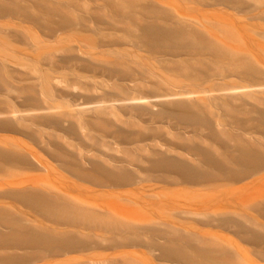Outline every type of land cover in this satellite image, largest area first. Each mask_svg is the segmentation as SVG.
Wrapping results in <instances>:
<instances>
[{
    "label": "bare ground",
    "instance_id": "bare-ground-1",
    "mask_svg": "<svg viewBox=\"0 0 264 264\" xmlns=\"http://www.w3.org/2000/svg\"><path fill=\"white\" fill-rule=\"evenodd\" d=\"M82 1L88 2L0 0V56L4 60L0 65V96L3 97L0 100V132L23 135L33 144H41L56 163V167H48L39 162L22 141L0 137V180L3 179L0 183V264H264V246H261L264 245V227L249 220L256 217L247 218L235 211L222 218H212L205 211L195 213L205 224L217 222L221 228L236 227L244 239L256 244L252 259L247 254L243 257L237 252L234 254L235 251H228L230 247L226 249L217 242L199 239L191 232L185 234L174 222L163 221L152 213L155 209L164 210L163 207L154 206L152 202L143 203L142 198L128 197L135 190H152L155 185L210 187L248 180L264 171L263 146L240 144L234 154L206 152L198 161L189 163L166 153L147 150L143 143L162 134L131 124L115 137L119 144L131 147L116 152L121 155L119 157L111 155L104 139L116 113L112 109L114 106H104L107 103L151 105L149 99L156 97L146 94L139 84V91L130 98L121 93L123 97L117 99L96 98L76 103V111L94 112V116L84 119L76 116L73 110H61L71 107L70 104L61 102L64 106L55 102L64 95L55 90L61 83L54 76L55 71L37 69L41 64L51 68L55 53L71 51L69 45L47 47L37 37L59 44L72 38L77 42L80 39L83 43H95L96 34L100 32L97 30H106L103 26H108L110 31L111 28L115 31L117 23L126 24L120 31L151 52L160 43L169 47V42L211 51L215 48L204 42L198 32L185 35L176 27H156L153 20L163 12L158 7L140 6L134 0H98L102 2L99 7L86 9ZM220 1L239 10L243 5L241 0ZM144 17L149 19L144 21ZM135 23L141 27L137 29L140 32L137 37L130 27L136 28ZM91 25L101 27L94 30ZM107 34L112 35L111 32ZM62 59L66 62L70 58L64 56ZM238 63L233 71L240 77L258 78L251 62ZM12 65L24 71L7 69ZM181 72L185 79L191 78L188 72ZM240 88L223 91L236 95L245 90ZM192 93L180 95L189 98ZM159 98L161 96L156 98L157 102ZM66 121L70 124L63 128L62 123ZM84 128L89 131L82 133ZM88 153L92 155L87 156ZM59 177L66 181L57 183ZM253 208L258 216H264V204ZM230 214L245 220L262 234L247 229ZM109 251L112 253L104 254ZM146 254L151 255L150 261L137 256Z\"/></svg>",
    "mask_w": 264,
    "mask_h": 264
},
{
    "label": "rangeland",
    "instance_id": "rangeland-1",
    "mask_svg": "<svg viewBox=\"0 0 264 264\" xmlns=\"http://www.w3.org/2000/svg\"><path fill=\"white\" fill-rule=\"evenodd\" d=\"M87 1L80 3L86 9L97 8L102 4V0ZM134 1H137L136 3L140 6L158 7L163 11L161 17L158 15L159 18L153 20L156 27L165 29L176 27L185 35L198 32L201 39L204 42L207 41V44H212L215 51L169 42L167 43L169 47H166V44L161 46L162 43H160L151 52L143 48L142 43L128 39L120 31L126 27L123 23H117L115 31H112V28L110 31L108 26H103L109 31L97 30L100 32L96 34L98 38L95 39L97 36L94 38L96 44L88 42L90 45L79 41L80 39L77 42L75 38L59 44L36 36L47 47L71 46V51L68 53H55L51 68L42 64L37 66L38 71H55L54 76L61 81L57 89L54 88L64 95L55 102L64 106L65 103L61 102L71 105L61 110H73L76 116L89 118L94 116V112H78L76 103L94 101L96 98L117 99L124 95L130 98L136 95V90L140 87L137 86L141 84L146 94L154 96L153 98L161 96L158 102L155 98L149 99L151 105L129 102L130 104L123 103L124 105L107 103V106H104H114L112 109L117 116L111 119L112 122L108 119L110 121L108 133L104 139L111 150V155L119 157L121 155L116 152L121 153L131 147V145L119 144L115 140L118 132L128 129L131 124L162 134L153 141L143 143L146 144L147 150L166 153L189 163L191 160L198 161L206 152L213 155L234 154L240 144L264 147V0H241L243 5L240 10L226 3L222 4L220 0ZM142 19L145 21L149 18ZM142 19L138 21L142 22ZM138 21L136 23H139ZM136 23V28L128 25L134 29L133 34L137 37L140 34L137 29L141 27ZM145 23L142 25L144 26ZM100 27H93V29H100ZM30 31L38 33L35 29ZM108 32L112 35L108 36ZM188 42L185 41L187 44ZM91 43L95 45L91 46ZM214 53L221 55L222 58H216ZM64 56L70 59L65 62L62 59ZM246 60L254 65L258 78L240 77L233 71L237 62L240 64ZM3 62L0 56V65ZM179 67L181 70H178ZM7 69L24 71L14 65ZM181 71L188 72L191 78L185 79ZM54 84L57 85L55 80ZM61 86L69 88L61 89ZM231 87H241L240 89L245 88V90L236 95L226 93L225 89ZM185 92H193L191 98L181 97L180 94ZM174 93L178 95L169 96ZM1 98L3 97L0 96V100ZM17 121L24 122L20 119ZM69 124L70 122L66 121L62 123V127L65 128ZM47 131L51 133L50 130ZM88 131L84 128L82 133ZM0 137L22 141L35 153L39 162L48 167H56V163L41 144L40 146L33 144L25 136L10 132H0ZM90 155L92 153L87 154V156ZM61 178L55 179L57 183L66 181ZM2 180L0 183L3 182ZM149 189L135 190L128 197L142 198L145 200L143 203L152 202L154 206L163 207L164 210L158 212L155 209L152 213L163 221L174 222L176 226L184 230L185 234L191 232L196 234L193 236H199V239L217 242L219 246L226 249L230 247L228 251L233 250L234 254L237 252L240 256L242 255L241 257L247 254L249 258H255L256 244L244 239L236 227L221 228L218 227L217 222L205 224V220L196 214L205 211L212 218H222L230 211H235L247 218L256 217L249 219L250 222L264 227V216H258L253 208V206L264 204V171L248 180L223 182L210 187L155 185L152 190ZM183 211H186V214ZM181 214L186 216L183 217ZM230 215L247 229L256 230L254 232L262 234L245 220L234 216L235 214ZM261 246L264 245L261 244ZM243 248L244 253L241 252ZM131 250H140V248ZM108 253L112 251L104 254ZM137 256L144 257L147 261L151 260L150 254Z\"/></svg>",
    "mask_w": 264,
    "mask_h": 264
}]
</instances>
